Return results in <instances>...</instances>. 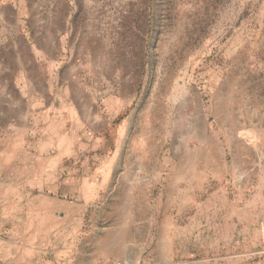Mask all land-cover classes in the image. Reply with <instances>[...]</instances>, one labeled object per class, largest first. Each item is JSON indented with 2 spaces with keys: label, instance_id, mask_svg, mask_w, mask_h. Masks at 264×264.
<instances>
[{
  "label": "rangeland",
  "instance_id": "rangeland-1",
  "mask_svg": "<svg viewBox=\"0 0 264 264\" xmlns=\"http://www.w3.org/2000/svg\"><path fill=\"white\" fill-rule=\"evenodd\" d=\"M50 31L69 60L46 73L34 43ZM43 80L52 87L32 88ZM34 91L57 103L121 100L117 152L97 171L106 182L84 221L102 237L71 257L64 249L61 264H147L146 244L131 245L127 231L162 209L167 171L172 194L195 187L178 180H226L264 209V0H0V167L10 99Z\"/></svg>",
  "mask_w": 264,
  "mask_h": 264
},
{
  "label": "crops",
  "instance_id": "crops-1",
  "mask_svg": "<svg viewBox=\"0 0 264 264\" xmlns=\"http://www.w3.org/2000/svg\"><path fill=\"white\" fill-rule=\"evenodd\" d=\"M62 43L51 31L40 43L35 40V57L47 60L46 73L54 65L63 68L69 60H62L66 52ZM50 83L43 80L31 86L50 89ZM34 92L31 99H10L13 112L3 127L0 200L8 206L0 210L7 218L0 225V246L5 264H61L64 249L71 257L91 234L93 240L100 239L99 230L84 221L90 216L92 192L106 182L96 179L97 171L117 152L115 145L110 151L109 142L122 111L119 98L106 95L57 103ZM163 174L162 209L152 210L151 223L127 231L131 245L146 244L147 264H264L261 203L246 201L243 192L228 193L226 180H178L195 187L185 189L186 194H172L170 172ZM262 195L254 199L261 200ZM232 197L235 202L228 204Z\"/></svg>",
  "mask_w": 264,
  "mask_h": 264
},
{
  "label": "bare ground",
  "instance_id": "bare-ground-1",
  "mask_svg": "<svg viewBox=\"0 0 264 264\" xmlns=\"http://www.w3.org/2000/svg\"><path fill=\"white\" fill-rule=\"evenodd\" d=\"M217 134H218V133H217ZM224 144H225V142H224ZM171 145L173 146V145H174V143H172ZM225 148H226V147H225ZM224 167H225V166H224Z\"/></svg>",
  "mask_w": 264,
  "mask_h": 264
}]
</instances>
